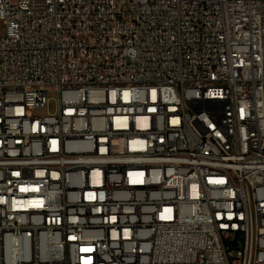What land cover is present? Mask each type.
Wrapping results in <instances>:
<instances>
[{
	"label": "built area",
	"instance_id": "2783aa9c",
	"mask_svg": "<svg viewBox=\"0 0 264 264\" xmlns=\"http://www.w3.org/2000/svg\"><path fill=\"white\" fill-rule=\"evenodd\" d=\"M0 23V264H264V0Z\"/></svg>",
	"mask_w": 264,
	"mask_h": 264
},
{
	"label": "rangeland",
	"instance_id": "374dc122",
	"mask_svg": "<svg viewBox=\"0 0 264 264\" xmlns=\"http://www.w3.org/2000/svg\"><path fill=\"white\" fill-rule=\"evenodd\" d=\"M3 30H4L3 24L0 23V35L3 34ZM50 97H51V100L48 102L45 108L37 110V114H45L47 111L53 112L55 110V102L53 99H55L56 96L52 94L50 95Z\"/></svg>",
	"mask_w": 264,
	"mask_h": 264
}]
</instances>
